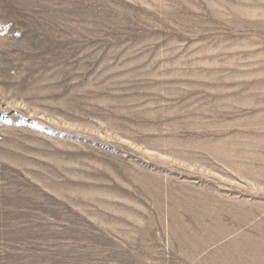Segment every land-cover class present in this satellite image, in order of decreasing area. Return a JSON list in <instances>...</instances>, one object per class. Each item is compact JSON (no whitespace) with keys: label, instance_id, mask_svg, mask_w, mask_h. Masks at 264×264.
<instances>
[{"label":"rangeland","instance_id":"rangeland-1","mask_svg":"<svg viewBox=\"0 0 264 264\" xmlns=\"http://www.w3.org/2000/svg\"><path fill=\"white\" fill-rule=\"evenodd\" d=\"M0 264H264V0H0Z\"/></svg>","mask_w":264,"mask_h":264}]
</instances>
